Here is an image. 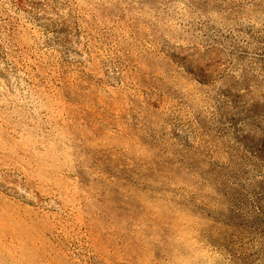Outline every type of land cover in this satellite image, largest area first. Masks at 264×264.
<instances>
[{"label":"rangeland","instance_id":"374dc122","mask_svg":"<svg viewBox=\"0 0 264 264\" xmlns=\"http://www.w3.org/2000/svg\"><path fill=\"white\" fill-rule=\"evenodd\" d=\"M0 264H264V0H0Z\"/></svg>","mask_w":264,"mask_h":264}]
</instances>
